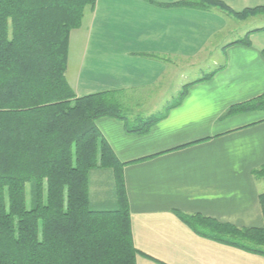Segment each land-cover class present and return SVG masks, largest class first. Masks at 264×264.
I'll return each instance as SVG.
<instances>
[{
  "label": "crops",
  "instance_id": "crops-1",
  "mask_svg": "<svg viewBox=\"0 0 264 264\" xmlns=\"http://www.w3.org/2000/svg\"><path fill=\"white\" fill-rule=\"evenodd\" d=\"M180 1L97 0L71 32L66 76L78 96L168 92L191 83L147 133H128L117 118L97 120L125 163L133 239L142 252L137 264H264V255L203 237L176 214L264 226V187L254 174L264 166V110L226 115L264 94V16L251 17L248 30L238 28L253 31L249 44L238 43L235 18L167 5ZM222 1L235 11L264 6V0ZM177 61L191 62L190 70ZM179 76L189 81L180 86Z\"/></svg>",
  "mask_w": 264,
  "mask_h": 264
},
{
  "label": "trees",
  "instance_id": "trees-1",
  "mask_svg": "<svg viewBox=\"0 0 264 264\" xmlns=\"http://www.w3.org/2000/svg\"><path fill=\"white\" fill-rule=\"evenodd\" d=\"M96 1L0 0V264H137L142 253L133 239L125 163L97 120L117 118L128 133H147L181 103L191 83L150 115L129 106L127 94L134 91L78 96L66 76L70 35ZM167 5L218 9L239 19L264 13V6L235 11L222 0ZM252 32L237 42L249 44ZM252 110H264V94L233 105L226 115ZM97 169L113 177V198L105 206L92 199ZM254 174L263 177L264 166ZM260 203L264 213V192ZM176 214L203 237L264 255V226Z\"/></svg>",
  "mask_w": 264,
  "mask_h": 264
},
{
  "label": "rangeland",
  "instance_id": "rangeland-1",
  "mask_svg": "<svg viewBox=\"0 0 264 264\" xmlns=\"http://www.w3.org/2000/svg\"><path fill=\"white\" fill-rule=\"evenodd\" d=\"M258 15V16H257ZM257 15L249 16L245 19H239L235 18V23H237L234 27L237 29L236 33L232 36L233 38H239L242 39L247 37L248 32L246 33H240L238 28L245 30L250 29L252 26L250 22V18L257 16L262 17L264 16V13H259ZM212 61V60H211ZM210 61V62H211ZM178 67H184L186 66L188 68V71L190 70L188 64L191 62H185V61H177ZM182 71V70H181ZM208 72V68L201 69L200 72H197L195 77H199L201 75H205V73ZM192 76V77H193ZM189 76V78H192ZM179 84L181 86L182 82H188L189 80H184L179 76ZM172 79H174L172 77ZM184 81H182V80ZM180 89V87H179ZM172 90V91H134V92H128V100H129V106H131L134 110V113H142L145 115H150L153 113H159L164 109V107L172 103L179 95V93L182 91L179 90ZM105 171V172H104ZM102 173V175L100 174ZM260 179L261 185L264 187V176L258 177ZM113 178L108 170H100L97 169L93 171L91 176V194L92 199L94 202H97L98 200H104L105 202L109 201L113 198ZM27 191V206L28 208H31L33 206V193H32V186L30 183L27 184L26 187ZM108 199V200H107ZM106 204V203H105ZM105 204H100L99 206H105Z\"/></svg>",
  "mask_w": 264,
  "mask_h": 264
}]
</instances>
